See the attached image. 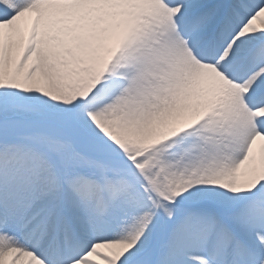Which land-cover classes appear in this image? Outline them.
Segmentation results:
<instances>
[{
  "label": "snow or ice",
  "instance_id": "snow-or-ice-1",
  "mask_svg": "<svg viewBox=\"0 0 264 264\" xmlns=\"http://www.w3.org/2000/svg\"><path fill=\"white\" fill-rule=\"evenodd\" d=\"M0 264H264V0H0Z\"/></svg>",
  "mask_w": 264,
  "mask_h": 264
}]
</instances>
